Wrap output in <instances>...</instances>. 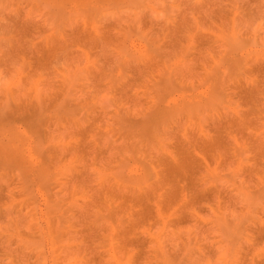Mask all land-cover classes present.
Returning a JSON list of instances; mask_svg holds the SVG:
<instances>
[{"label":"rangeland","instance_id":"1","mask_svg":"<svg viewBox=\"0 0 264 264\" xmlns=\"http://www.w3.org/2000/svg\"><path fill=\"white\" fill-rule=\"evenodd\" d=\"M0 264H264V0H0Z\"/></svg>","mask_w":264,"mask_h":264}]
</instances>
